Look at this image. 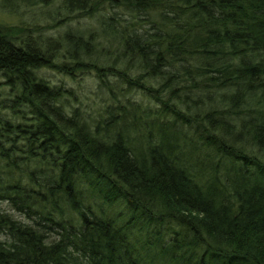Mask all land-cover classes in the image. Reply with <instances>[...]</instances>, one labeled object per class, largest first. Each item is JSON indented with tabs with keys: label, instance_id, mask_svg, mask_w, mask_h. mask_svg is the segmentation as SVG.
Listing matches in <instances>:
<instances>
[{
	"label": "trees",
	"instance_id": "trees-1",
	"mask_svg": "<svg viewBox=\"0 0 264 264\" xmlns=\"http://www.w3.org/2000/svg\"><path fill=\"white\" fill-rule=\"evenodd\" d=\"M104 1L0 24V264H264V0Z\"/></svg>",
	"mask_w": 264,
	"mask_h": 264
},
{
	"label": "rangeland",
	"instance_id": "rangeland-1",
	"mask_svg": "<svg viewBox=\"0 0 264 264\" xmlns=\"http://www.w3.org/2000/svg\"><path fill=\"white\" fill-rule=\"evenodd\" d=\"M66 2V0H49L50 5L48 7H44L40 4H33L30 5L31 7H24L23 9H20L17 13H12L9 14L4 10L3 7H12L19 2L17 0H0V23L6 24L7 26L13 28V27H18L21 26V28H24V31L26 33L34 32L37 31L36 33H40L43 35V37L47 36H54L57 34L59 30H63L66 28V26L70 25V23L73 25V20H65V22H61V19L64 17L62 13H56V9L59 8L61 5H63ZM3 6V7H2ZM33 6V7H32ZM100 8L104 9L105 12L101 11L98 12V15L110 12L111 10V5L110 1H104L103 6ZM50 10V13L53 15H46L45 12ZM77 11H81L77 9ZM76 10L73 11L74 13L77 12ZM19 13V15H17ZM61 17V18H60ZM79 18V15L76 14V19ZM90 20V19H87ZM85 20V22L87 21ZM96 20V19H95ZM77 20H74L76 22ZM60 24V25H59ZM58 25V26H57ZM20 32V31H19ZM35 33V32H34ZM46 43L39 41V45H44ZM94 56L98 57L99 59H105L106 56L111 55V57H114L115 54H117L118 47L115 43L113 42H107L103 38L99 39V42L97 44V48L95 49ZM83 75V74H81ZM88 77H84L83 79L79 78V81H82ZM6 79L4 78L1 79L0 81H5ZM195 172V170H193Z\"/></svg>",
	"mask_w": 264,
	"mask_h": 264
},
{
	"label": "bare ground",
	"instance_id": "bare-ground-1",
	"mask_svg": "<svg viewBox=\"0 0 264 264\" xmlns=\"http://www.w3.org/2000/svg\"><path fill=\"white\" fill-rule=\"evenodd\" d=\"M6 12L7 13H9V14H12V13H17L18 12V10L16 11V10H13L12 12H10V11H8V10H6ZM17 15H19V13L17 14ZM21 15V14H20ZM19 15V16H20ZM1 25L3 24V23H0ZM6 25V24H5ZM16 33H17V38L21 41V40H29V38H30V35H28V34H20V33H24V28H21V26H19V24H18V27H16ZM20 31V32H19ZM32 34H36L37 35V33L35 32H31Z\"/></svg>",
	"mask_w": 264,
	"mask_h": 264
}]
</instances>
